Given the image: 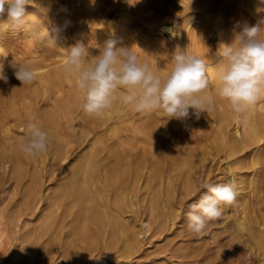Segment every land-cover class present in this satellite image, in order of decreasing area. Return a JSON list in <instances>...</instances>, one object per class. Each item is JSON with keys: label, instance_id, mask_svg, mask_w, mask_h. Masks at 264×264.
Returning a JSON list of instances; mask_svg holds the SVG:
<instances>
[{"label": "bare ground", "instance_id": "obj_1", "mask_svg": "<svg viewBox=\"0 0 264 264\" xmlns=\"http://www.w3.org/2000/svg\"><path fill=\"white\" fill-rule=\"evenodd\" d=\"M52 6L51 1L42 5ZM223 8L231 13L228 20L222 17ZM261 8L260 0H70L63 8L54 3L57 16L69 18L73 38L68 47L54 50L51 62L28 39L33 34L24 32L19 46L6 37L7 16L0 17V57L7 78L0 79V170L9 184L24 187L23 213L16 216L12 210L15 217L37 214L43 221L39 229L16 237L18 242L12 234L17 219L9 214L11 209H0V251H10L14 264L22 254L36 261L38 251L45 263L70 264L75 252L95 259L98 252L137 250L142 230L131 213L140 191L148 193L143 201L150 196L153 226L147 228L163 230L179 210L176 189L181 196L195 191L200 175L196 168L208 155L226 158V178L236 181L235 201L221 205L229 227L264 248V97L244 113H234L218 95V51L202 55L203 46L210 53L205 15L214 12L220 21L219 45L231 44L254 16L264 14ZM115 15L119 18L111 20ZM133 23L141 25L133 29ZM34 25L36 33L41 23ZM110 38L133 47L161 77L170 72L174 56L161 55L162 49L176 54L187 50L205 59L204 94L214 100V109L199 119L190 114L181 120L159 111L137 113L117 101L102 116L89 117L80 107L84 93L75 74L63 70L66 49L82 42L86 63H93ZM51 64L54 68H47ZM21 65L36 69L34 88L16 79ZM33 119L49 140L47 153L35 158L18 148L27 140L26 125ZM258 256L261 261L264 251Z\"/></svg>", "mask_w": 264, "mask_h": 264}, {"label": "clouds", "instance_id": "obj_2", "mask_svg": "<svg viewBox=\"0 0 264 264\" xmlns=\"http://www.w3.org/2000/svg\"><path fill=\"white\" fill-rule=\"evenodd\" d=\"M30 0H0V17L5 14L10 26L18 31L35 34V25L26 20L25 6ZM264 5V0H260ZM264 11V8L258 9ZM60 27L48 29L47 39L55 45ZM264 22L245 25L231 44L221 43L219 56L218 95L227 100L234 113L242 114L264 97ZM118 38L108 39L93 63H86L87 48L82 42L66 49L64 72L75 74L76 86L84 93L81 110L89 117H100L111 110L115 102L137 113L163 112L169 118L197 119L214 109V100L205 95L208 88L205 59L189 51L173 56L170 72L161 77L146 62H142L133 47L121 46ZM14 75L22 85L36 79V69L21 65ZM0 79L6 81L3 64ZM124 91H121V90ZM191 110V113H190ZM27 140L20 143V152L37 157L48 151V133L30 120L26 125ZM198 200L185 213L187 227L202 233L208 221L221 217V205L232 204L236 198V181L230 178L221 184L204 183Z\"/></svg>", "mask_w": 264, "mask_h": 264}, {"label": "rangeland", "instance_id": "obj_3", "mask_svg": "<svg viewBox=\"0 0 264 264\" xmlns=\"http://www.w3.org/2000/svg\"><path fill=\"white\" fill-rule=\"evenodd\" d=\"M50 1L51 5H53V8L51 7L46 9L42 7L44 3L48 2V4H50ZM50 1L30 0V3L25 6L27 15L26 20L33 24L38 22L41 23L38 31L34 35L29 36L28 39L32 40V43L40 51V55H42L44 58H47V61L45 62L53 61L54 50H56L59 46L65 45L68 47L73 38V28L70 26V20H68L69 18L61 16L60 18L59 15L57 16V8H55L56 10L54 11V3H57L58 6L63 8L69 6L70 0ZM256 16L253 17L254 21H251L250 26L264 22V14L259 13L258 18ZM222 17L224 20H228L231 17L230 11L226 8H223ZM118 18L119 16L115 15L111 16L110 19L117 20ZM204 20V40L206 47L210 49V53L206 52V48L205 46H203L202 55H208L217 52L220 46L217 34V27L220 21L216 19V13L214 14V12H211L209 15H205ZM140 25L141 24L133 23L132 28H138ZM53 26H58L61 29L55 45L50 44L47 39L48 29ZM6 27V37L11 38L14 43L18 45L19 42L24 40V31H18L13 29L10 26L9 21ZM260 36L261 39H264V32H262ZM5 46L6 47L4 48H9L8 45ZM174 54L176 53L172 52L168 48L161 50V55ZM2 62L3 60L0 57V64H3ZM47 68H54V64H51ZM31 85L32 86H30V88H34L36 86L35 82H32ZM91 122V124L94 125V121L92 120ZM197 130H199V127ZM211 158L212 156L208 155V158L203 162L204 164L202 163L196 168V171L200 174L199 175L198 173H196L197 177L198 175L199 177H201L202 175V177H198V182H196L195 191L189 194L182 193L183 196H181V191L179 190V187L176 189V194H180V196L179 194H177V203L179 204V210L163 230L154 231L151 228L150 231L147 228L148 224L153 226L150 196H146L145 200L143 201V196L148 195V193L145 192V189H142L140 191V200L138 202V207L133 213H131L133 221L135 222V224L137 223V225H139L137 226V228L139 230H142L139 235L141 237L140 241L142 240V243L140 242V247H136L137 250H133L132 252L127 250L121 252H115V250H113L114 252L110 251L109 253L98 252L95 258L96 260L87 256V253L84 255H79V253L75 252L74 256L72 257L73 261L70 264H264L263 256L261 257V261L260 257L258 256L259 254L262 255L264 251L263 246L253 241L250 236L247 235L245 232H240V234L237 233V231L233 230L231 227H229L228 219L230 218L227 217V215L224 213L223 208H221V217L215 220L208 221L202 233L197 234L188 229L185 213L189 210V205L195 200L199 199L198 197H200L201 191H203V189L200 188L201 185L209 182L212 184H221L228 182L226 175L229 172L227 171L228 165L226 158ZM224 165L227 166V168ZM250 170L251 168L242 169V171ZM6 176L7 175L3 172V170H0V209H11L9 211V214H11L13 210V212L15 211L14 214L18 212V215H20V212H22L23 208L22 203L24 200L22 190L24 187L20 186L18 188H15L14 185L12 186L11 184H9L10 182L7 181ZM52 187L54 188V185H52ZM15 203L17 205H15ZM14 214L12 216L15 217ZM18 215L16 214V216ZM36 215L37 214L33 216L22 215V218L20 216L18 219L17 217H15V219H17L15 221L17 222L18 226L12 223L13 232L11 231L13 236H15V241L19 238V235L22 236V234H29L33 231L32 229H35V227H38L39 229L43 221L38 215ZM175 216L177 217L175 218ZM140 227L142 228L140 229ZM234 232H236L237 234ZM27 242H29V240ZM1 248L2 247H0V249ZM38 252L41 253V251ZM40 253L37 254L39 255V257L36 259V261L38 262L29 261L22 254L19 256L16 264H49L45 263L40 259ZM9 255L11 256L10 251L4 252L1 250L0 264H14ZM50 264L56 263L53 261L50 262ZM58 264L66 263L61 260L58 262Z\"/></svg>", "mask_w": 264, "mask_h": 264}]
</instances>
